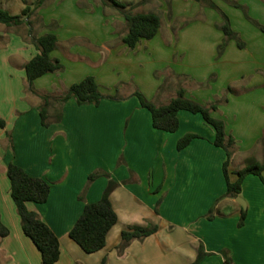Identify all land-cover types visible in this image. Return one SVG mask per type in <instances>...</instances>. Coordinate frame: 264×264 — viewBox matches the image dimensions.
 Wrapping results in <instances>:
<instances>
[{
	"label": "crops",
	"instance_id": "obj_1",
	"mask_svg": "<svg viewBox=\"0 0 264 264\" xmlns=\"http://www.w3.org/2000/svg\"><path fill=\"white\" fill-rule=\"evenodd\" d=\"M198 1L210 5L208 0ZM211 1V8L219 10L221 17L211 20L202 31L201 28L192 30L186 27L179 30L183 42H178L176 52L180 60L187 58L190 49L201 58L193 56L198 65L213 61L216 48L224 37L219 27L224 13L239 37L246 40L235 46L234 38L228 39L220 61L225 62L226 68L237 64L248 70L241 74L227 71L224 84H229L228 90L222 89L221 85L215 91L205 92L202 88L197 89L200 86L197 85L195 90L199 96L191 93L180 81L183 71L170 66L171 61L166 56L168 49H164V45L168 47L174 35L170 20L164 33L159 26L152 37L161 35V45H148L144 41L142 44L139 40L133 48L121 40L126 30L125 20H122L125 28L116 30L114 13L107 14L105 8L110 6H103L100 0L97 3L94 0H69L72 10L68 18L73 23H68L63 32L52 27L56 22L54 17L49 21L42 16L41 28L36 27L41 21L37 17L31 24L29 15L33 12L19 23L0 24V117L5 120L4 126H0V221L8 228L7 234L0 235V264H42L39 250L21 228L20 216L10 195L6 173L10 160L51 182L46 201H28L26 205L35 210L59 238L60 254L53 264H99L102 259L105 264H264V183L253 173L243 178L237 196L244 200L245 206L237 196L225 194L222 164L226 152L213 143L214 128L199 112L179 110L177 129L166 131L153 126L150 112L140 105L133 93L137 86L128 89L122 88L125 84L117 86L115 96L110 98L114 106L106 110H100V104H78L73 97L64 102L54 97L63 93L70 83L88 74L94 75L100 84L105 75L103 66L107 56L113 55L115 64H132L136 60L137 65L144 66L149 60H161L163 66H167L164 83L173 77L167 86L169 92L176 95L177 90L183 88L187 97L207 105L216 103L212 113L224 121L227 134L235 139L229 169L244 166L243 157L251 151L257 153L254 159L260 161L264 134V31L251 19L264 25V0ZM152 11L159 13L155 9ZM90 14L98 15V24L93 26L96 29L91 27ZM56 24L58 26V22ZM77 24H86L89 29ZM106 25L110 26L108 31ZM49 30L57 35L51 56L59 59L63 68L36 77L32 82L33 91L28 88L24 70L25 62L38 51L31 34L37 36ZM207 30L209 38H205L204 43L196 42L197 36L200 33L206 35ZM167 35L171 36L170 40ZM247 36L253 40L251 54L242 59L239 57L236 62L229 56L237 51L236 47H247ZM143 49L142 56L137 54ZM88 67L93 69L90 71ZM146 74V87L141 85V77L134 75L132 79L145 96L150 94L158 99L155 103L162 104L159 94L164 92L163 80ZM121 78L119 80L123 83L130 79L128 76ZM234 81H242V87L230 85ZM45 93L52 96L47 105L48 115L57 106L61 110L60 121H49L46 125L42 124L39 114L42 94ZM107 113L113 120L108 129L115 131V138L126 137L124 158L127 164H133L136 157L144 153L153 156L157 169L140 172L133 167L130 175H117L118 186L110 195L117 221L110 228L104 246L86 252L69 237L68 231L84 203L98 199L106 184L107 179L103 177L87 183V176L92 169L90 154L99 152L104 143ZM35 127L45 131L46 139L24 138L25 132ZM186 132H195L198 136L178 149L177 140ZM262 174L264 176V170ZM235 177L234 172H229L231 180ZM126 178L127 183L123 181ZM154 224V231L133 237L119 250L123 229ZM252 242L261 244L258 252L249 250Z\"/></svg>",
	"mask_w": 264,
	"mask_h": 264
},
{
	"label": "trees",
	"instance_id": "obj_2",
	"mask_svg": "<svg viewBox=\"0 0 264 264\" xmlns=\"http://www.w3.org/2000/svg\"><path fill=\"white\" fill-rule=\"evenodd\" d=\"M43 0H36V5H40ZM103 6H110L119 11L125 20L126 30L121 36L122 42L133 48L140 39L152 38L160 26V15L156 11H133L134 2L122 0H100ZM207 3L213 5L211 0ZM29 5H25L21 13L13 14L6 8L0 6V22L5 24H16L24 20L31 13ZM253 22L264 31V25L259 24L254 19ZM219 27L224 33L223 40L218 44V52H222L228 39L234 38L238 45H242L238 33L231 27L228 17L223 13V20ZM29 32L32 33L31 29ZM38 51L29 58L24 64V70L28 81V88L34 91L33 80L51 71L60 70L63 64L59 59L51 56V51L56 46L57 35L49 30L39 35L31 34ZM141 106L148 109L151 115L154 127L166 131H174L179 125L178 111L188 110L199 112L203 119L214 128L213 143L225 149L226 157L222 164V170L226 181L225 194L237 196L241 190L243 178L249 174H257L264 183V134L261 137L262 159L257 161L251 159L244 166L230 170L229 162L232 153V146L235 139L227 134L224 121L211 114V110L216 107V103L205 104L196 99L187 97L184 89L179 88L176 95L172 96L167 102L157 104L148 99L141 90L135 89L133 92ZM114 97L115 95H111ZM110 96V97H111ZM52 96L42 94V103L39 106V114L42 124H48L47 105ZM57 101L64 102L69 97H73L78 104L93 103L98 104L104 97L100 90L99 83L94 75L88 74L78 81L70 83L65 91L54 96ZM60 117V113H59ZM5 120L0 117V126H4ZM198 136L195 132H186L177 140V148L186 146L194 137ZM229 172H234V180L229 178ZM6 173L9 178L10 195L15 203L16 210L20 216V223L23 232L33 241L40 252L42 264H53L58 260L60 254V242L57 234L41 218V216L32 209H29L26 202H44L50 192L51 182L46 178L29 173L23 166L10 160L7 163ZM91 174L87 176V183L92 180ZM108 185L103 189L100 197L94 201H86L80 215L68 231L72 238L84 251L93 252L104 246L107 234L113 224L117 221V213L112 205L110 198L111 187L117 182L109 178ZM156 229V225L150 227L132 225L123 229L121 232V241L118 244L119 250L133 238L144 236ZM8 233V228L0 221V235ZM199 259V255L197 260ZM78 264V263H76ZM99 264H105L102 259ZM194 264V263H193Z\"/></svg>",
	"mask_w": 264,
	"mask_h": 264
},
{
	"label": "rangeland",
	"instance_id": "obj_3",
	"mask_svg": "<svg viewBox=\"0 0 264 264\" xmlns=\"http://www.w3.org/2000/svg\"><path fill=\"white\" fill-rule=\"evenodd\" d=\"M122 1L135 2L136 9L133 10L135 12L136 11H152L153 9L157 10L159 12L160 19H161L160 28H161L162 33H164L165 30L167 29V21L168 20L171 21L170 25L174 31L173 33L174 35L172 37L173 40L172 39L170 40L171 36L167 35V38L170 40V42L168 43L170 44L168 47L164 45V49H168V54H166V56L171 61L170 66L174 67L175 69H180L183 71L184 75L181 76L180 81L184 82V85L186 84L185 87L194 95L199 96V94L195 90V88L198 87L197 85L201 86V87L199 86L197 89L202 88L201 90H204L205 92H210L213 90L215 91L217 87L221 85H223L221 86V88L223 87L222 89L227 88L228 90L229 84H224L226 81L227 71L228 73L241 74L242 71L248 70V69L243 70V67L237 64L233 65L232 68H226L225 62L220 61L222 58L221 57L222 52L219 53L217 48H216L217 52H216V55L213 57V61H208V64L206 62V64L204 65H198L199 63L194 61L193 56L195 57V59H201V58L196 57V53L194 51H191L190 49H188L187 58L185 59L183 58V60H180L178 53L176 52L178 42L179 43L183 42L180 39L179 30L181 28L183 29V27H186V28H191L192 30L201 28L200 31H202V29L203 30L205 29L206 24L209 25V22L211 20L215 19L216 17H221L220 11L213 7L211 8L210 5L205 4L204 2H201L198 0H122ZM94 2L97 3L98 0H94ZM25 5H29L31 8V11L33 12L32 14L29 15V22L31 24L35 22L36 17L38 18V20H41L42 16H45L46 19H49V21L51 20L50 19L51 17H54L56 22H53L54 24L52 27L59 28L60 29L59 31L63 32L64 30H66L70 22L73 23V20L69 21V18H68L69 12H71L72 10L71 5L69 4V0H44L43 3H41L38 6L36 5V0H0V6L3 8H6L9 12L13 14L21 13V10ZM206 7H208L209 9H206ZM167 9L168 11H165ZM105 12H107V14H109L108 12L114 13L113 16L115 19L113 20V25L116 30L121 31L125 28V25L122 21L124 20V17L120 15L119 13H117L115 9L111 7H107L105 8ZM259 13L262 14L263 12H259ZM252 14L254 13L252 12ZM89 16L91 17V27L96 26L95 23H97L98 21V18H97L98 15L90 14ZM252 17H255V15ZM67 20L69 22H67ZM57 22H58V26L56 24ZM100 23L102 22L100 21ZM0 24H3V23L0 22ZM41 26H42V20L40 21L39 25H37L36 27L41 28ZM77 26L79 27L81 26L85 28L87 27L86 24L85 25L77 24ZM100 26L103 29V24H100ZM109 27H110L109 25H106L105 30L108 31ZM171 27H168L169 30ZM87 28L89 29V27ZM93 28L96 29V27H93ZM94 31L97 32L96 30ZM208 36H209V30L206 31V35L200 33L197 36L196 42L198 41L203 42L205 41V38H207ZM239 38L240 40L245 39L243 36ZM140 40H142V44L144 41L148 45L149 44L161 45L163 43V39L161 35H157L154 39L153 38L152 39L143 38ZM247 40H248V42L246 41L248 43L247 47H244V49H241L240 47H236L235 49L237 51H234L233 56H229V57H231L232 59H236V62H237L239 60L238 59L239 57H241L240 59H242L244 57L249 56V54H251L250 44H252L253 40H250L248 36H247ZM191 43H193V41ZM236 44H237L236 39H234V45L237 46ZM139 51L140 50L137 51V54L139 53V55L142 56V51L144 52L145 50L143 49L140 52ZM228 53H230V51H228ZM243 53L244 55H242ZM113 57H114L113 55L107 56V58L105 59L104 66H103L105 75L103 76L102 78L103 80L100 82L99 87H100V90L104 93V97L100 100L98 104L91 103L93 104V106H97L100 104V107H99L100 110H104L105 108L111 109L114 106L112 104V102L114 101L110 100V98L112 97L111 95H113L116 92L115 89L117 86L121 84H125V86L122 87L124 89L126 88L128 89V87H132V86L134 87L137 86L136 89L140 90V87L132 79L134 75H136L137 77L138 76L141 77V80L140 78L138 79L140 81H143L141 82L143 83L141 84L143 85V87H146L144 86V81L146 78L145 72H147L146 75L148 76L153 75L157 79L161 77L160 78L161 80H163L164 76H166L167 71H164V69L167 66L166 65L163 66V62L161 60H157L156 62L149 60V62H145L144 66H142L141 64L137 65L136 60H134L132 64H123V63L115 64L113 61ZM164 58H165V55H164ZM173 60H175L176 62H174ZM88 65L92 66L89 63ZM262 67H263L262 69H264V66ZM88 69L91 71V69L93 68L88 67ZM143 70H146V71L143 72ZM121 76H128L130 79L128 80L127 83H123V81H120L122 79ZM170 78H172L173 80L172 76H170ZM169 79L167 83H164V80L161 82L164 84V92H161L159 94V99H161L160 101L162 103L167 102L174 95L172 94V92H169V88L167 89V86L170 84ZM232 84L240 88L242 87L243 82L234 81V83H230V85ZM168 92L171 94L170 96H168L169 94ZM148 93H150V91ZM146 97L154 102L158 100L157 98H153L152 96H150V94L149 96H146ZM59 113H60V117H59ZM211 114L215 116L212 113V110H211ZM109 116L110 115H108V113L105 116L106 132H105L103 146L100 148L99 152L96 153L92 151L93 153L90 154V157H91L90 164L92 165V169L89 171V174H91L93 178L92 180L98 179L101 177L107 179L105 181L106 184L104 188L108 185L109 178L113 179L114 181L118 183L119 180L116 179L117 175L124 174V173H127L128 175H130L133 172L132 171L133 167H136L135 169L140 172L145 171V170L147 172H150V170L153 168H154V171L155 169H157L155 167L156 163L153 162V156H147L144 153L139 154L134 160L133 164L131 165L127 164L124 158V146L126 143L125 142L126 137L123 136L121 137V139H118V140L117 138H115V131L108 129L109 128L108 125L113 122V120L110 119ZM48 119L51 122L60 121L61 110L59 106L55 107L52 113L48 115ZM35 128H32L30 131L25 132L24 138L27 139V137H31L33 139H39L41 141L43 139H46V135L44 136L45 131L42 132L39 130V128H36V129ZM17 137L18 136H16V139L18 140ZM17 142H22V141H17ZM10 143H13V146H12V150H13V148L15 147L13 137L10 138ZM22 143H24V141ZM22 143H20V145ZM255 153L256 152L253 153V151L249 152L246 156L243 157V162L246 163L247 161L254 159L255 155H257V153L256 154ZM127 180L128 179L126 178L123 181L127 183ZM117 183L111 187L110 195L113 193L115 188L118 186ZM259 248L261 249V244L257 242H252L249 244L250 251L257 250L258 252Z\"/></svg>",
	"mask_w": 264,
	"mask_h": 264
},
{
	"label": "water",
	"instance_id": "obj_4",
	"mask_svg": "<svg viewBox=\"0 0 264 264\" xmlns=\"http://www.w3.org/2000/svg\"><path fill=\"white\" fill-rule=\"evenodd\" d=\"M237 200H238L239 202H241V204H242L243 206H245V202H244V200H243L242 198H240L239 196H237Z\"/></svg>",
	"mask_w": 264,
	"mask_h": 264
}]
</instances>
